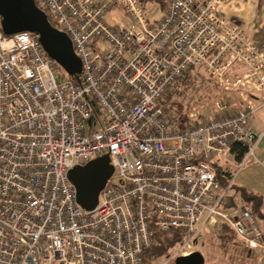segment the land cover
Instances as JSON below:
<instances>
[{"label": "built area", "instance_id": "2783aa9c", "mask_svg": "<svg viewBox=\"0 0 264 264\" xmlns=\"http://www.w3.org/2000/svg\"><path fill=\"white\" fill-rule=\"evenodd\" d=\"M163 1L152 21L142 0H35L70 37L80 81L59 77L38 34L0 27V264H141L157 244L153 228L184 236L168 264L193 252L218 217L245 248L264 250L249 204L235 217L221 211L261 138L250 125L264 105V51L219 14L222 0ZM192 71L224 94L212 116L193 108L186 122L163 104ZM235 142L248 152L232 169ZM104 155L118 180L84 209L68 172ZM216 164L230 174L225 183Z\"/></svg>", "mask_w": 264, "mask_h": 264}, {"label": "water", "instance_id": "95a60500", "mask_svg": "<svg viewBox=\"0 0 264 264\" xmlns=\"http://www.w3.org/2000/svg\"><path fill=\"white\" fill-rule=\"evenodd\" d=\"M0 26L4 34L21 31L38 34L49 56L66 72L80 74L81 60L76 54L70 37L53 26L47 14L41 10L35 0H0ZM114 174V166L107 155L94 158L84 165L72 167L68 176L76 191L78 204L87 210L96 207L99 193ZM205 258L200 251L181 255L174 264H204Z\"/></svg>", "mask_w": 264, "mask_h": 264}, {"label": "crops", "instance_id": "0c3cea01", "mask_svg": "<svg viewBox=\"0 0 264 264\" xmlns=\"http://www.w3.org/2000/svg\"><path fill=\"white\" fill-rule=\"evenodd\" d=\"M218 12L227 20L237 23L244 27L248 37L252 39L257 45H259L264 51V0H222L221 4L218 7ZM234 69H242V66L236 64L234 66ZM254 102L257 105L261 103V100L259 99L258 95L254 97ZM239 104L243 106L242 102H239ZM255 113V115L257 116L253 118L254 120L251 122L250 126L255 134L261 135L256 149H258V155H260V158L262 157L261 163L264 164V105H260L255 111ZM230 163L232 169L238 168V164L236 163L235 159H232ZM243 168L244 167L240 169L234 181V184H236L237 187H232L231 190H229L221 205V211L223 213L228 214L230 217L237 216V214L240 213L243 205L246 204L243 200L242 205L239 206V198L243 199L239 193L240 187H244L248 190L261 193L259 189L254 188V186L257 187L256 184H253V182H251L249 179L247 180V178L244 179V177L242 176ZM258 223L260 228L264 230V224L260 222ZM226 224H228V222L225 219L218 217L216 224L212 225L207 230H202L198 234V236L201 233L204 234V239L202 241L203 245L209 246V242L213 237L216 240H211V243H214L213 245L216 247H218L217 245L220 246L221 237L219 235H221V232L225 228L224 225ZM207 234L211 236L207 237ZM198 236L196 238L195 243H197L198 241ZM239 246L240 245H238V247ZM231 247L236 248V246L233 245ZM241 247H243L244 249V244H241ZM244 253L245 252L243 251H241V253H234L233 251H225V253L222 254L215 253L216 256L213 255V257L211 258L209 257V264H215L214 261L216 260H219L221 264H238L237 260L239 259H245L246 261L244 262V264H260V262L264 264V250L254 249L250 251L248 250L246 254Z\"/></svg>", "mask_w": 264, "mask_h": 264}, {"label": "trees", "instance_id": "16d2710c", "mask_svg": "<svg viewBox=\"0 0 264 264\" xmlns=\"http://www.w3.org/2000/svg\"><path fill=\"white\" fill-rule=\"evenodd\" d=\"M148 1L152 0H142V2L146 5ZM162 7L164 8V1L161 0ZM1 20V17H0ZM1 27V26H0ZM58 74L60 78H70L75 81L81 80V74H70L66 72L59 64H58ZM194 72L192 71L191 74H185L181 79L177 80L172 87L167 91L165 101H164V109L167 113H171L176 117L183 118L188 121V108L185 106L184 103L185 98H189L188 89H191V79H194L192 76ZM211 81V80H210ZM213 83V87L216 88L219 92H223V89L219 87V85L211 81ZM185 96V97H184ZM177 97H181L178 99ZM184 97V98H182ZM169 105V108L166 105ZM231 153L234 155V159L236 163L239 165L246 157L248 152V145L235 142L231 145L230 148ZM217 170V177L221 180L222 183H225L227 179L230 177V174L224 171L221 165H215ZM232 187H237L236 184H233ZM240 195L242 196L244 202L251 206V210L253 215L256 217L257 221L259 222L258 216L264 217V196L256 191L248 190L244 187H240ZM225 228L221 232L220 245L223 247L225 251L229 252L230 246H236V253L244 252L243 241L238 237L235 233L233 228L228 224L224 225ZM153 236L157 242L154 246L147 248L141 258V264H152L154 261L162 258L163 256H168L170 250L176 246L177 244L181 243L184 239L183 234L179 230H170L167 232H163L153 228L152 230ZM238 245H240L238 247ZM247 250V249H245ZM250 251V250H249ZM248 252V251H247ZM235 253V252H234Z\"/></svg>", "mask_w": 264, "mask_h": 264}, {"label": "rangeland", "instance_id": "374dc122", "mask_svg": "<svg viewBox=\"0 0 264 264\" xmlns=\"http://www.w3.org/2000/svg\"><path fill=\"white\" fill-rule=\"evenodd\" d=\"M145 6H146V12L152 21H156L162 16L163 7H162L161 0L148 1ZM190 82H191V89H188V95H187L189 98H185L184 100V103H186L185 106L188 108L187 112L190 113V111H192L193 108H196L202 113V117L212 116L214 113V108H213L214 102L216 101L218 97L222 96L224 93L216 90V88L213 87V83H211L208 76L205 75L203 72L202 74L199 75V77H195L194 79H191ZM177 98L180 99L181 97L180 98L177 97ZM89 100L93 104V111L96 112V114L99 117L98 124L101 125L104 122L103 111L97 105L96 99L94 97H89ZM166 106L169 108L168 104ZM94 112L92 115L94 116V118H96L94 115ZM255 114H254V118L255 116H257ZM261 158H260V155H258V149H255L254 156L248 159L245 163V166H243L244 168H243L242 176L244 177V179L247 178V180L249 179L251 182H253V184H256L257 187L254 186V188L259 189V191L264 196V164L261 163ZM117 175H118L117 172L114 173L113 179L118 180ZM242 202H243V199L239 198V202H238L239 206L242 205ZM258 218H259V222L264 224V217L259 215ZM210 236L211 235L207 234V237H210ZM203 239H204V234L201 233L198 236L197 243H194V250L200 251L204 255V258H205L204 264H209V257L210 258L213 257L215 253H219V254L225 253V250L223 249L221 245H220L221 247L219 245H217L218 247H216L213 245L214 243H211V240L212 241L216 240L215 238L212 237V239L209 242L210 243L209 246L203 245V242H202ZM178 246L179 244L174 246L170 250L169 253L175 251ZM244 249H247V248H244ZM248 250L250 249L244 250L245 252L244 254H246ZM229 251L236 252V249L230 246ZM166 260H167V256H163L162 258H159L158 260L154 261L152 264H161L165 262ZM237 261H238V264H244L246 260L239 259ZM174 262L175 260L170 261L168 264H174ZM214 262L215 264L220 263L219 260H216ZM260 264H262V262H260Z\"/></svg>", "mask_w": 264, "mask_h": 264}]
</instances>
